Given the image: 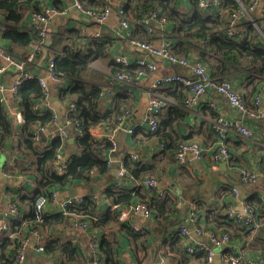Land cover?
Returning a JSON list of instances; mask_svg holds the SVG:
<instances>
[{"label":"clouds","instance_id":"1","mask_svg":"<svg viewBox=\"0 0 264 264\" xmlns=\"http://www.w3.org/2000/svg\"><path fill=\"white\" fill-rule=\"evenodd\" d=\"M0 264H264V0H0Z\"/></svg>","mask_w":264,"mask_h":264},{"label":"trees","instance_id":"2","mask_svg":"<svg viewBox=\"0 0 264 264\" xmlns=\"http://www.w3.org/2000/svg\"><path fill=\"white\" fill-rule=\"evenodd\" d=\"M76 182H79L78 180Z\"/></svg>","mask_w":264,"mask_h":264},{"label":"crops","instance_id":"3","mask_svg":"<svg viewBox=\"0 0 264 264\" xmlns=\"http://www.w3.org/2000/svg\"><path fill=\"white\" fill-rule=\"evenodd\" d=\"M78 183V182H77Z\"/></svg>","mask_w":264,"mask_h":264}]
</instances>
